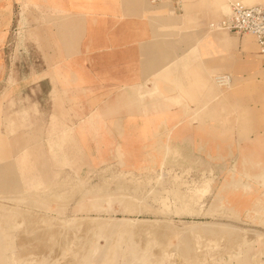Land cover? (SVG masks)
<instances>
[{"label": "crops", "instance_id": "1", "mask_svg": "<svg viewBox=\"0 0 264 264\" xmlns=\"http://www.w3.org/2000/svg\"><path fill=\"white\" fill-rule=\"evenodd\" d=\"M217 1L0 0V82L8 76L6 43L25 27L34 46L29 55L42 59L28 72V114L15 108L0 120L27 121L28 144L50 154L47 167L54 170H96L112 163L128 172L208 170L213 155L222 169L233 154L264 164L259 140L251 135L240 142L241 152L232 151L233 143L211 123L213 71L226 70L229 60L237 72L264 67L256 55L229 50L226 39L208 34L210 20L226 9ZM36 26L42 37L32 33ZM14 75L12 88L20 89L21 73L17 80ZM223 179L219 184L225 187L229 181ZM223 187L220 197H229L235 215H246L257 198ZM144 227L130 231L145 233Z\"/></svg>", "mask_w": 264, "mask_h": 264}, {"label": "rangeland", "instance_id": "2", "mask_svg": "<svg viewBox=\"0 0 264 264\" xmlns=\"http://www.w3.org/2000/svg\"><path fill=\"white\" fill-rule=\"evenodd\" d=\"M234 1L239 0L217 1V6L224 5L226 9H220L221 16L210 20L207 32L226 39L229 50H242L260 58L253 34L239 35L217 27L231 13L230 4ZM171 3L172 0H165L162 4ZM254 5L264 7V0L246 6ZM40 27L36 26L32 33L42 37ZM27 29L21 32L23 37L20 33L13 41L10 36L6 43L8 76L0 82V118L1 114L15 108H21L15 112L22 116L30 110L29 105H24L28 102V72L34 73V64L39 67L42 59L29 55L34 46L29 47ZM212 44L214 48V42ZM41 49L37 42L35 53L40 54ZM230 65L229 60L226 70L213 71L211 106L215 119L212 126L221 130L222 139H227L230 146L233 143L232 151L240 149L241 152L245 145L240 142L249 140L251 135L253 140H259L258 146L264 151V67L259 66L253 72H237ZM18 70L24 86L15 89L12 77L13 73L14 78L17 76ZM217 74L229 75V85L219 86L214 77ZM39 91L42 94V90ZM3 117L5 119L0 120V129L3 125V136L0 135V264H264V164L256 158L251 156L242 161L233 154L227 160V167L220 169L213 155L212 167L208 170L181 166L128 172L116 163L96 170H54L47 167L51 155L35 152L34 145L28 144L27 121H13L10 125L6 116ZM221 176L223 182L229 181L225 187L219 184ZM222 187L224 190L239 187L257 199L246 215H235L229 197H220ZM201 192L206 194L203 196ZM122 197L134 200L135 205L141 204L142 211H124L126 207L122 206L127 205L120 203ZM96 201L106 206V211L96 212ZM83 216L98 217L97 228L87 230L84 221L79 220L77 224L82 227L74 230V226L73 231L59 227L64 220ZM138 219L146 223L160 220L161 226L168 221L169 230L168 226L155 225L154 229L160 227V230L157 232L151 227L154 232L151 230L146 235L123 232L128 223L141 226L136 225ZM47 221L53 228L46 226ZM113 222L115 226L110 228L108 225ZM190 222L226 223L244 232H238L241 238H232L216 233L187 236L173 231L174 225L182 228ZM51 229L56 232L59 229L63 234L58 231L61 236L57 235ZM250 232L255 233L254 236ZM54 234L57 239H54L56 235L51 237Z\"/></svg>", "mask_w": 264, "mask_h": 264}, {"label": "bare ground", "instance_id": "3", "mask_svg": "<svg viewBox=\"0 0 264 264\" xmlns=\"http://www.w3.org/2000/svg\"><path fill=\"white\" fill-rule=\"evenodd\" d=\"M218 76H220V75H217V76H214L215 77V81L219 78ZM230 76L228 75H226V81H227V84H226V86H228L229 85V83H230V78H229ZM217 82V81H216ZM219 86H220V84L219 83H217ZM205 188V187H204ZM198 189H200V187L198 188ZM203 189V188H202ZM208 189H209V187H208ZM207 189V190H208ZM200 191H202V190H200ZM203 191H206L205 189L203 190ZM207 192V191H206ZM195 193V192H194ZM201 194H202V192H201ZM206 194V193H205ZM204 194V195H205ZM203 195V194H202ZM203 195V196H204ZM118 196V195H117ZM120 196V195H119ZM191 196H192V194H191ZM202 196V197H203ZM128 197V196H127ZM183 197V196H182ZM91 198V197H90ZM184 198V197H183ZM198 198H199V195H198ZM80 199V198H79ZM161 199V198H160ZM131 200V199H130ZM128 201V199H126L125 197H122L121 199H120V203H123L124 205H127V206H122L123 208L124 207H126V208H124V211H132V210H137V211H142L141 209L142 208H140V207H142V205L140 206L138 203L135 205L134 203H136V202H134L133 203V201ZM162 200H164V199H162ZM188 201V200H187ZM193 201V200H192ZM98 201H96L95 203H97ZM100 202V201H99ZM99 202H98V205H97V208L95 209V206L93 207L95 210H96V212H101V211H106V206H103L102 204H99ZM109 202H110V200H109ZM140 202V201H139ZM164 202V201H163ZM191 202V201H190ZM119 204V203H118ZM122 204V205H123ZM108 205V204H107ZM110 206V205H109ZM108 206V207H109ZM40 207V206H39ZM93 208H91V210H93ZM123 208H121L122 210H123ZM182 209V208H181ZM90 210V211H91ZM178 210V209H177ZM112 211V210H111ZM127 211V212H128ZM181 211V210H180ZM185 211V210H184ZM183 211V212H184ZM94 212V211H93ZM188 212V211H187ZM176 213H177V211H176ZM15 214V213H14ZM180 214V213H179ZM33 215V214H32ZM37 217V216H36ZM30 218V217H29ZM20 219V218H19ZM32 219H34L35 220V218H32ZM98 219V217H92V216H83V217H72V218H70V219H68V220H64V223H62V220H61V223L63 224H61L60 222H59V224H61L60 226L59 225H57V227L59 226V227H61V226H63V227H65L67 230H68V232H69V230H72V228L74 227V226H76V227H74V230H75V228L77 229V227L79 226L78 224H77V222H82V221H84V225H85V229H91V230H93V229H96L97 228V225L98 224H96V223H98V221H96ZM104 219H106V218H104ZM103 219V220H104ZM114 219V218H113ZM137 219V218H136ZM135 219V220H136ZM79 220V221H78ZM102 220V221H103ZM111 220H112V218H111ZM22 221V220H21ZM31 221H33V220H31ZM37 221V220H36ZM151 221V220H150ZM160 220H153V222H147L146 223V220H141V219H138V222H137V224L136 225H143V226H145L144 228L146 229V227H148V229H150V230H146L148 233H150V231L152 230L151 229V227L154 229L155 227V225H159V224H161L162 222L160 221V223H158L157 224V222H159ZM35 222V221H34ZM48 222V221H47ZM56 222V221H55ZM79 222V223H80ZM86 222H87V225H86ZM101 222V221H100ZM99 222V223H100ZM142 222V223H141ZM36 223V222H35ZM40 223V222H39ZM54 223V222H53ZM117 223V222H116ZM135 223V222H134ZM134 223H128V225L126 226V228L124 229L125 231H130V230H132V229H134V227H135V224ZM163 223H165V222H163ZM167 224H164V225H159V226H161V228L164 226H168V227H166V228H168V230H169V222L167 221L166 222ZM124 224H126V223H124ZM44 226H45V224H44ZM48 228H53V226H52V223L51 222H48L47 223V225H46ZM52 226V227H51ZM87 226V227H86ZM108 226H110V228L111 227H113V226H115V223L113 222L111 225H108ZM170 226H172L171 224H170ZM57 227L55 228V230L57 229ZM79 227H82V226H79ZM84 227V226H83ZM174 228H175V230L173 229V231H176L178 234L180 233V234H182V235H190V236H205L206 234H209V233H211V234H213V233H216V234H226V235H231L232 236V238H233V236H237L238 238L240 237V235L241 234H238V232H244L242 229H240L239 227H237V226H234V225H230V224H226V223H218V222H214V223H191L190 222V224H188V225H185V226H183L182 228H177V227H175V225L173 226ZM42 228V227H41ZM46 228V227H45ZM139 228V227H138ZM59 229H61V228H59ZM58 229V231H61V230H59ZM78 229H80V228H78ZM85 229H83V230H85ZM123 229V228H122ZM121 229V230H122ZM141 229V228H140ZM165 229V228H164ZM170 229H172L171 227H170ZM52 231V229L50 230V231H52L53 233H55L56 231ZM82 230V229H81ZM144 230V229H143ZM142 230V231H143ZM154 230H156L157 232H158V230H160V227L158 228V230H157V227H156V229H154ZM45 231H47V230H45ZM56 232V234L57 235H60L61 236V234L59 233V232ZM65 231V230H64ZM73 231V230H72ZM77 231V230H76ZM138 231V230H137ZM142 231H141V233H140V235L142 234ZM145 231V230H144ZM153 231V230H152ZM173 231H171L170 230V233L172 232L173 233ZM256 231V230H255ZM34 232V231H33ZM49 232V231H48ZM51 232V233H52ZM62 232V231H61ZM66 232V231H65ZM79 232V231H78ZM147 232H145V235H146V233ZM154 232V231H153ZM162 232H163V229H162ZM164 232H166V233H168L167 232V230L165 229V231ZM175 232V233H176ZM52 233V234H53ZM59 233V234H58ZM89 233H90V231H89ZM138 232H137V234H139ZM160 233V232H159ZM56 234H54V235H52L51 237L52 238H54L53 236H55ZM62 234H63V232H62ZM71 234V233H70ZM144 234V233H143ZM179 234V235H180ZM211 234H209V235H211ZM234 234H236V235H234ZM245 234V233H244ZM243 234V235H244ZM249 234H251V232L249 233ZM248 234V235H249ZM255 234V233H254ZM254 234H251V235H253L254 236ZM50 235V234H49ZM57 235L55 236L56 238H54V239H57ZM65 235V234H64ZM64 235H62V237L64 236ZM156 235V234H155ZM165 235V234H164ZM167 235V234H166ZM215 235V234H214ZM41 236V235H40ZM30 237V236H29ZM39 237V236H38ZM65 237V236H64ZM80 237V236H79ZM213 237V236H212ZM221 237H222V235H221ZM246 237V236H245ZM61 238V237H60ZM59 238V239H60ZM67 238V237H66ZM165 238V237H164ZM231 238V237H230ZM241 238V237H240ZM62 239V238H61ZM186 239V238H185ZM69 240V239H68ZM28 241V240H27ZM184 242V241H183ZM61 246V245H60ZM59 246V247H60ZM51 250V249H50ZM46 251V250H45ZM197 252V251H196Z\"/></svg>", "mask_w": 264, "mask_h": 264}, {"label": "built area", "instance_id": "4", "mask_svg": "<svg viewBox=\"0 0 264 264\" xmlns=\"http://www.w3.org/2000/svg\"><path fill=\"white\" fill-rule=\"evenodd\" d=\"M165 0H149L150 3H161ZM218 28L236 34L251 33L256 38L258 56L264 63V7L261 5L246 6L239 1L231 4V13L218 23ZM216 80L220 86H226V75Z\"/></svg>", "mask_w": 264, "mask_h": 264}]
</instances>
